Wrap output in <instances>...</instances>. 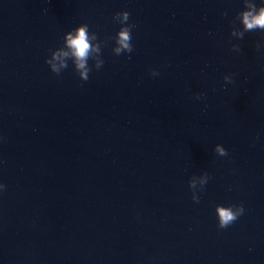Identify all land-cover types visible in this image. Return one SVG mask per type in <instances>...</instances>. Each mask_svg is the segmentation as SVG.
Listing matches in <instances>:
<instances>
[{
	"label": "water",
	"instance_id": "obj_1",
	"mask_svg": "<svg viewBox=\"0 0 264 264\" xmlns=\"http://www.w3.org/2000/svg\"><path fill=\"white\" fill-rule=\"evenodd\" d=\"M242 10L0 0V264H264V31L231 36ZM121 11L133 50L115 55ZM82 23L102 67L52 73ZM217 205L244 211L219 228Z\"/></svg>",
	"mask_w": 264,
	"mask_h": 264
},
{
	"label": "clouds",
	"instance_id": "obj_2",
	"mask_svg": "<svg viewBox=\"0 0 264 264\" xmlns=\"http://www.w3.org/2000/svg\"><path fill=\"white\" fill-rule=\"evenodd\" d=\"M245 10L238 13V20L242 25V28L232 27L230 35L242 39L245 32L256 31L257 29L264 31V3L257 6L253 0H244ZM129 13L127 11H121L114 14L113 19L121 25L115 36L112 38L115 42L112 52L115 55H120L122 52L130 53L133 50L131 40V29L134 25L127 23L129 21ZM95 40V45L91 42ZM63 43L69 49L64 51L62 47L56 48L50 52L48 58L45 59V63L49 66L52 73L59 75L61 71L68 67L67 61L71 58L74 71L78 74L79 78L83 81L89 79V67L88 61L92 59L94 61L93 67L99 70L104 61L100 58L101 43L97 40V36L94 32L89 31L87 24H80L73 30L66 32L63 37ZM232 49L239 51L238 45H231ZM257 49L260 45H256ZM153 76L158 75L156 71L150 73ZM225 83H232V78L229 75L223 77ZM196 99H200L201 96L197 94ZM215 153L219 156H226L227 151L219 144L215 145ZM264 178V174H262ZM208 179L207 173H205L204 179L201 181L205 184ZM188 186L192 190L195 187L194 181L189 180ZM4 185L0 184V188ZM194 202H199L195 193L192 195ZM243 207L241 205H229L215 207V214L217 218V226L219 228H226L232 224L240 215L243 214Z\"/></svg>",
	"mask_w": 264,
	"mask_h": 264
}]
</instances>
